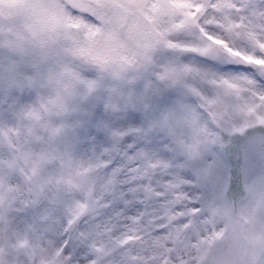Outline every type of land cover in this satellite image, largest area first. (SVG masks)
Masks as SVG:
<instances>
[{
    "label": "snow or ice",
    "instance_id": "6c2138e0",
    "mask_svg": "<svg viewBox=\"0 0 264 264\" xmlns=\"http://www.w3.org/2000/svg\"><path fill=\"white\" fill-rule=\"evenodd\" d=\"M0 264H264V0L0 23Z\"/></svg>",
    "mask_w": 264,
    "mask_h": 264
},
{
    "label": "rangeland",
    "instance_id": "374dc122",
    "mask_svg": "<svg viewBox=\"0 0 264 264\" xmlns=\"http://www.w3.org/2000/svg\"><path fill=\"white\" fill-rule=\"evenodd\" d=\"M30 0H0V23H14L23 13ZM249 62H253L249 60ZM259 63V61H255Z\"/></svg>",
    "mask_w": 264,
    "mask_h": 264
}]
</instances>
